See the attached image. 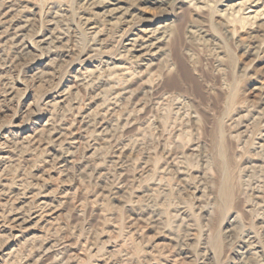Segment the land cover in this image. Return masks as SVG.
<instances>
[{
  "label": "rangeland",
  "instance_id": "obj_1",
  "mask_svg": "<svg viewBox=\"0 0 264 264\" xmlns=\"http://www.w3.org/2000/svg\"><path fill=\"white\" fill-rule=\"evenodd\" d=\"M176 1L0 0V264H264V0ZM163 24L145 71L124 40Z\"/></svg>",
  "mask_w": 264,
  "mask_h": 264
},
{
  "label": "bare ground",
  "instance_id": "obj_2",
  "mask_svg": "<svg viewBox=\"0 0 264 264\" xmlns=\"http://www.w3.org/2000/svg\"><path fill=\"white\" fill-rule=\"evenodd\" d=\"M93 1V0H91ZM178 1V0H177ZM175 2L174 4L172 5H177V9L180 10L182 9V6L183 4H180V2ZM260 1V0H258ZM151 2H154V3H159V4H170L169 3H166V0H151ZM174 2V1H172ZM205 3L204 0H201V1H197V0H191V2L189 3V8H194V11L196 13H201V11L204 8V6L200 7L198 6L199 4H203ZM90 5V1H89V4ZM92 5V4H91ZM91 7V6H90ZM123 8V7H122ZM121 7H115L113 8V6L111 5L108 6V5H102V9L104 10V12L102 14H100L99 16L105 20L109 19V20H112V18L117 15V14H120L122 15L123 12L125 11V9H122ZM10 11V10H9ZM4 12V11H3ZM2 12V13H3ZM1 13V12H0ZM8 13V12H7ZM7 13H5V15H8ZM122 13V14H121ZM97 14V13H96ZM5 15L1 14L0 15V23H2L1 20L5 19ZM94 16V15H93ZM97 17V15H96ZM257 18H260L257 20ZM7 19V18H6ZM5 19V20H6ZM96 19V18H95ZM246 19H250L249 16H247L245 19L243 20H246ZM8 20H10L8 18ZM98 20V19H97ZM124 20V19H123ZM122 20V21H123ZM184 20V19H183ZM254 22L257 21V22H260L261 23V27L264 26V23H263V16H262V13H259L255 16V18L253 19ZM4 21V20H3ZM92 19H86V24L87 25H90V30H93L92 32V35L93 34H97L96 31H94L95 29L93 27H91L92 24ZM120 21V20H118ZM121 21V22H122ZM251 21V20H250ZM128 22V21H127ZM4 23V22H3ZM111 23V22H110ZM25 24V23H24ZM98 24V23H97ZM102 24V23H101ZM105 24V23H104ZM118 24V23H117ZM3 25V24H2ZM111 25H114V24H111ZM57 26V25H56ZM95 27V26H94ZM101 27V26H100ZM106 27V26H105ZM18 28V27H17ZM23 28V27H22ZM16 29V28H15ZM21 29V28H20ZM24 29V28H23ZM88 29V28H87ZM124 29V28H123ZM23 31V30H22ZM87 32V31H86ZM91 32V31H90ZM172 31L168 28L167 24H163V25H159L157 26L156 28L154 29H148V28H142L141 30H139V33H135L134 35H132V38H128V39H125V34L124 35H120L118 38L120 39L119 42L121 41H126V43L124 44L123 48H124V51H125V54H128L132 57H136L138 60V65L139 67H141V69L143 67H145V71H148L149 68L153 67L155 65V63L161 59V53L164 51L165 47H167L169 45V42L171 41L172 39ZM179 33V32H178ZM197 33V32H196ZM1 34V33H0ZM192 35L193 34V31H187V35ZM14 37L13 38H17L19 39V36H20V31L19 29H17V31L14 32ZM92 37V36H91ZM11 39V38H10ZM11 39V40H12ZM14 40V41H16ZM175 40V39H174ZM176 41V40H175ZM19 45V43H17ZM35 45L37 47H41V46H47V49L52 45V41L49 37H43L41 38L40 40H38L37 42L35 41ZM183 45V44H182ZM15 46V45H14ZM35 46V47H36ZM16 47V46H15ZM21 49H22V45L20 46ZM19 48V47H18ZM24 49V48H23ZM21 51V50H20ZM22 52V51H21ZM25 51H23L24 53ZM95 53V52H94ZM23 55V54H21ZM160 58V59H159ZM143 61V64L140 63V61ZM72 140H75V138H71L70 141ZM72 143V142H71ZM73 143H76L75 141ZM61 149V147H60ZM65 153V152H64ZM62 156V155H61ZM217 166H218V174H219V183H218V195H219V198H220V202L219 205L218 203L216 205H214V208L213 210H216V215L218 213L220 214H223L225 212V210L228 208L229 204H230V201L232 200V198H235L238 199L239 195L236 194V188L234 186V183H233V178H232V175H231V171L229 169V167L227 166V164L224 162V161H219L217 163ZM218 178V177H217ZM217 194V193H216ZM5 195V194H4ZM218 197V196H217ZM216 197V198H217ZM40 201H38L39 203V207L41 210H44L45 212L48 211V208H49V204H47L43 199H38ZM218 200V199H217ZM1 205V204H0ZM9 207V206H8ZM38 208V207H37ZM19 209V208H18ZM24 209V208H23ZM50 210V209H49ZM52 210V209H51ZM26 211V210H24ZM41 213V211H40ZM40 215V214H39ZM39 215L37 213H33L31 215H29L28 217H24V216H18L17 219L20 220L21 224L20 225H23L27 222H29L30 220L32 219H37V217H39ZM45 215V214H44ZM238 214H233L232 218L236 217ZM11 216V215H10ZM9 216V217H10ZM41 217V216H40ZM44 218V217H43ZM215 219V218H214ZM42 220V219H41ZM261 227L263 228L264 230V220L263 222L261 223ZM28 228V227H26ZM65 242H61V243H55L54 241H52V244L49 245V248L47 249V251H49V249H52L54 247H57V246H64ZM46 251V250H45ZM44 251V253H46ZM43 253V254H44ZM50 253V252H49ZM47 254V253H46ZM5 255V254H4ZM11 256V255H10ZM28 256V255H27ZM8 257V256H7ZM42 258V257H41ZM40 258V260H41ZM21 264V263H20Z\"/></svg>",
  "mask_w": 264,
  "mask_h": 264
}]
</instances>
